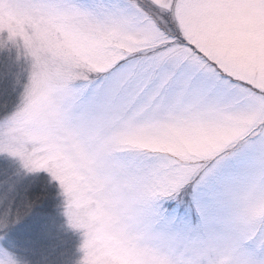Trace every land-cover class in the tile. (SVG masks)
<instances>
[{
	"label": "snow or ice",
	"instance_id": "1",
	"mask_svg": "<svg viewBox=\"0 0 264 264\" xmlns=\"http://www.w3.org/2000/svg\"><path fill=\"white\" fill-rule=\"evenodd\" d=\"M0 264H264V0H0Z\"/></svg>",
	"mask_w": 264,
	"mask_h": 264
},
{
	"label": "trees",
	"instance_id": "2",
	"mask_svg": "<svg viewBox=\"0 0 264 264\" xmlns=\"http://www.w3.org/2000/svg\"><path fill=\"white\" fill-rule=\"evenodd\" d=\"M29 224H32V221H31V220L25 221V224L22 225L21 227H22V228H23V227H26V226H28ZM33 226H34V228L38 231V230L40 229V222L37 221Z\"/></svg>",
	"mask_w": 264,
	"mask_h": 264
}]
</instances>
